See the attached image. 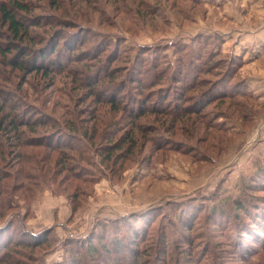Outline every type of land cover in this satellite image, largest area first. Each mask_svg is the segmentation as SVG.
Listing matches in <instances>:
<instances>
[{
  "label": "rangeland",
  "instance_id": "obj_1",
  "mask_svg": "<svg viewBox=\"0 0 264 264\" xmlns=\"http://www.w3.org/2000/svg\"><path fill=\"white\" fill-rule=\"evenodd\" d=\"M28 2L73 61L9 82L0 66V109L55 120L25 138L62 144L0 138V223L42 234L22 264H117L116 239L125 263L264 264V0Z\"/></svg>",
  "mask_w": 264,
  "mask_h": 264
},
{
  "label": "trees",
  "instance_id": "obj_2",
  "mask_svg": "<svg viewBox=\"0 0 264 264\" xmlns=\"http://www.w3.org/2000/svg\"><path fill=\"white\" fill-rule=\"evenodd\" d=\"M28 1L29 0H8L7 2H3L0 4V23L6 31L5 34L7 40L9 39L8 42L1 41L3 44L0 42V54L2 55L0 59V66L5 68V70L7 71L8 74L3 73V79H6L8 82L10 81V79L19 77V73L26 75L33 73V75L36 76L40 73H43L44 76H49L53 71H59L62 69V71H65L68 63L73 61L71 52L70 54L66 52V50L68 48L70 49L73 45L72 43L70 44V42H65L64 45H60L59 40L62 37L61 34L56 35V37L52 36L51 38L46 39L37 35L36 33L34 34L31 31V29L34 28L45 29L46 26L50 25V22L45 26V24L43 23L45 20H33V18L30 19V17H28V13L31 12V5ZM26 18H29L30 21L26 20ZM53 20V23L57 22L56 19ZM57 20L58 22L60 21L59 19ZM63 58H65V63L62 61ZM38 81L39 80H37V82ZM96 83H98V80L96 81ZM2 100L3 104H5L0 109V138L3 137V140H6L9 145L12 144L13 146L14 144L11 141H14L16 139L15 145L19 148L43 147L47 150H50L52 153L55 152L58 154L59 152L60 154V146L62 144H59V142L55 143L54 140L50 139H39V141L36 142L40 145H34L36 137H30L27 140L25 138V135L28 132L32 133L33 135L38 134V127L47 128L44 131L45 133H50L48 129L52 130V128H57L58 130H60V127H58V123L55 120H52L53 124H51V119L49 117H47L46 121H42L43 119H41L40 116H37L39 114L35 115V118L31 120L20 119V115L18 114L19 112H17L19 108L18 103L13 100L6 101L3 98ZM113 102L114 101L110 99L109 103L111 105L113 104ZM7 108L9 109L8 112H3ZM131 112L135 113L134 110H131ZM139 115H142V113H139ZM65 125V129H68L69 131L72 130L74 133L77 132V129L73 126H69L67 122L65 123ZM50 135L52 134L50 133ZM130 143H133L132 145L134 146L135 142L134 140H131ZM133 146L130 148V150L133 148ZM119 148L120 146L116 145L113 149L118 150ZM1 154H3V150L0 143V155ZM34 157L36 158L38 164L41 165V167H45L43 169L44 171H46V174V164H49L48 168L50 171V167L58 165V162L60 163V159H58L59 157L52 156L51 158L49 157L48 153L43 156L35 155ZM4 216V214H1V217L4 218ZM41 236L42 234L40 233L28 232L24 228H11V226H9L8 222L6 221L0 223V264H22L23 262L20 259L26 256L20 254L19 251L27 250L29 248H35L36 246L38 247L41 244ZM243 238L248 239L245 237ZM111 248H113V250L115 249L116 253H118L119 256L121 255V252H124L123 254H127L130 252L131 255V253L135 250H132L129 247H124L123 242L120 239H116L115 243L112 242V246L110 248L102 247V250L108 253L112 251ZM87 249L88 251H90V253L96 254L99 252L97 246H89ZM12 252H15V259L9 256V254H12ZM119 256L114 259L117 264L141 263L139 256L138 258H133L132 262L130 261V259H127L128 262L126 263L120 261ZM71 261V264H83L82 258L78 257V255H75V257H73Z\"/></svg>",
  "mask_w": 264,
  "mask_h": 264
}]
</instances>
